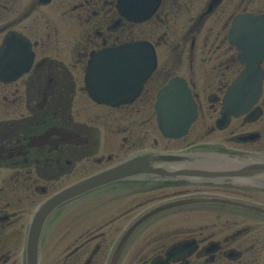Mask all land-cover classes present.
Masks as SVG:
<instances>
[{
    "label": "flooded vegetation",
    "instance_id": "1",
    "mask_svg": "<svg viewBox=\"0 0 264 264\" xmlns=\"http://www.w3.org/2000/svg\"><path fill=\"white\" fill-rule=\"evenodd\" d=\"M213 2L161 0L135 21L118 0H0V264H25L38 202L132 156L264 157V0ZM239 16L263 35L249 59H260L262 84L247 113L223 122L224 98L246 68L231 34ZM134 41L154 46L155 70L131 103H97L85 86L91 55ZM174 78L197 118L186 136L163 140L155 104ZM84 163L80 178L58 185ZM86 201L48 218L39 264H264V189L143 177Z\"/></svg>",
    "mask_w": 264,
    "mask_h": 264
},
{
    "label": "water",
    "instance_id": "2",
    "mask_svg": "<svg viewBox=\"0 0 264 264\" xmlns=\"http://www.w3.org/2000/svg\"><path fill=\"white\" fill-rule=\"evenodd\" d=\"M158 2L159 0H120V7L122 6V12L127 17L139 19L148 17ZM155 66V52L149 44L127 43L93 55L86 75L87 85L98 102L111 105L130 102L139 94ZM258 71V68L251 67L250 72L243 76L235 90L226 98V115L244 111L253 99L252 96L257 94ZM156 109L164 135L178 138L188 131L195 118L196 107L185 84L173 80L159 93ZM142 176L264 189V157L223 152L150 154L131 158L79 181L46 200L36 211L29 235L28 264H37L38 241L43 223L58 206L111 182L139 179ZM135 228L136 225L128 232L121 247Z\"/></svg>",
    "mask_w": 264,
    "mask_h": 264
},
{
    "label": "rangeland",
    "instance_id": "3",
    "mask_svg": "<svg viewBox=\"0 0 264 264\" xmlns=\"http://www.w3.org/2000/svg\"><path fill=\"white\" fill-rule=\"evenodd\" d=\"M82 166H84V167H82ZM82 167V168H81ZM89 167V165L88 164H85L84 163V165L83 164H79L78 165V176H72V178H64V179H62V181L58 184V185H65V184H67V183H69V182H71V181H73V179L75 180V178H77V177H81L82 176V174L84 173V172H82L83 170H85V169H87ZM0 185H1V183H0ZM82 201H84V200H81V201H79L78 202V204H79V208H83V207H85L86 206V204H83V205H80L81 203H83ZM81 208V209H82ZM25 222L27 221L26 219L24 220ZM26 225V224H25ZM17 226H20V225H17ZM15 227L16 229L18 228V227Z\"/></svg>",
    "mask_w": 264,
    "mask_h": 264
},
{
    "label": "bare ground",
    "instance_id": "4",
    "mask_svg": "<svg viewBox=\"0 0 264 264\" xmlns=\"http://www.w3.org/2000/svg\"><path fill=\"white\" fill-rule=\"evenodd\" d=\"M154 178V177H153ZM137 179H131V181H136Z\"/></svg>",
    "mask_w": 264,
    "mask_h": 264
},
{
    "label": "snow or ice",
    "instance_id": "5",
    "mask_svg": "<svg viewBox=\"0 0 264 264\" xmlns=\"http://www.w3.org/2000/svg\"><path fill=\"white\" fill-rule=\"evenodd\" d=\"M132 2H134V0H132Z\"/></svg>",
    "mask_w": 264,
    "mask_h": 264
}]
</instances>
